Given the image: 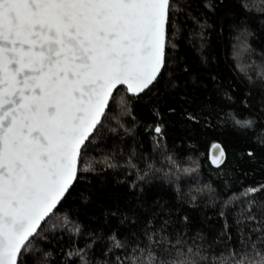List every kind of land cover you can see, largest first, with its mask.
<instances>
[{"label": "snow or ice", "instance_id": "snow-or-ice-1", "mask_svg": "<svg viewBox=\"0 0 264 264\" xmlns=\"http://www.w3.org/2000/svg\"><path fill=\"white\" fill-rule=\"evenodd\" d=\"M201 4L0 0V264H264V53L211 40L264 0Z\"/></svg>", "mask_w": 264, "mask_h": 264}, {"label": "trees", "instance_id": "trees-1", "mask_svg": "<svg viewBox=\"0 0 264 264\" xmlns=\"http://www.w3.org/2000/svg\"><path fill=\"white\" fill-rule=\"evenodd\" d=\"M193 6L197 9L202 8L201 0H192ZM254 27L253 31L255 32V36L250 40L253 48H255V52H250L241 49L237 56H233L231 52V45L227 46V49L224 47L218 46L216 44V36L213 35L211 37L214 54L217 55L219 63L221 65V71L225 76H228L230 79H233L237 84L242 86V80L240 77L236 76V73L232 72L231 69L235 67L237 63L248 64L251 59H255L259 61L261 59V53H264V22L260 19L254 17ZM227 55V59L225 56ZM199 53L195 50L191 51V59L195 63L198 60ZM216 63V61H213ZM210 141L200 143L197 146V151L191 153L194 159L202 166L203 170V179L207 178V173L211 171L212 166L210 165V161L208 159V151H209ZM237 149L242 148V145L239 140L236 141L234 145ZM190 215L195 219L202 215V212L199 210L190 212Z\"/></svg>", "mask_w": 264, "mask_h": 264}]
</instances>
